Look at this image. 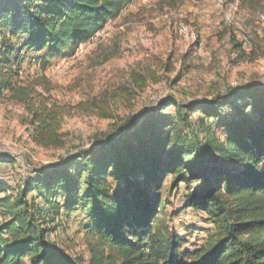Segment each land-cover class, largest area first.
<instances>
[{"label": "trees", "instance_id": "1", "mask_svg": "<svg viewBox=\"0 0 264 264\" xmlns=\"http://www.w3.org/2000/svg\"><path fill=\"white\" fill-rule=\"evenodd\" d=\"M137 1L0 0V95L28 107L35 144H60L58 108L36 106L37 80L20 84L22 56L40 54L44 66L70 58ZM234 49L252 61L236 40ZM17 162L0 151V166ZM169 177L185 187L184 208L215 225L200 248L184 249L158 218ZM7 192L0 179V196ZM77 211L102 247L90 264H264V85L188 104L165 97L128 129L34 170L15 197H0V264H84L48 239Z\"/></svg>", "mask_w": 264, "mask_h": 264}, {"label": "rangeland", "instance_id": "2", "mask_svg": "<svg viewBox=\"0 0 264 264\" xmlns=\"http://www.w3.org/2000/svg\"><path fill=\"white\" fill-rule=\"evenodd\" d=\"M234 40L252 61L238 57ZM38 56H22L20 84L37 80L36 106L58 108L60 144H35L28 107L9 93L0 95V151L18 159L14 168L0 166V179L10 189L0 197H15L34 170L60 165L68 155L128 129L165 97L188 104L213 100L229 88L264 85V0H139L74 56L45 66ZM200 119L196 113L192 120ZM162 186L167 205L158 218L184 240V249L200 248L216 234L215 225L184 208V185L172 188L169 177ZM56 224L48 239L90 264L92 248L102 247L88 213L64 215Z\"/></svg>", "mask_w": 264, "mask_h": 264}]
</instances>
